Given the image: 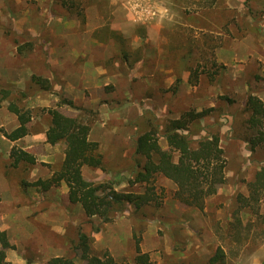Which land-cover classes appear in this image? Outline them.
I'll return each instance as SVG.
<instances>
[{
    "label": "rangeland",
    "instance_id": "1",
    "mask_svg": "<svg viewBox=\"0 0 264 264\" xmlns=\"http://www.w3.org/2000/svg\"><path fill=\"white\" fill-rule=\"evenodd\" d=\"M153 1L174 13L143 39L137 31L145 25L119 23V0H0V229L12 245L11 264H47L54 256L87 264L80 234L88 235L91 254L109 253L121 264H141L137 239L154 264H264V195L251 201L254 209L236 200L250 194L264 165V148L251 153L238 138L247 95L264 100V0H201L197 16L179 13L172 0ZM33 75L47 78L50 89ZM61 96L80 108L59 104ZM10 103L32 114L18 140L4 135L19 123ZM53 108L87 122L99 144L103 168L83 166L86 179L123 192L151 187L152 201L103 221L69 201L64 181L45 190L31 184L51 179L64 159L63 144L46 141ZM188 110L206 112L201 124L221 132L228 159L226 182L201 209L180 202L177 185L161 174L150 183L134 180L144 163L135 152L139 134L155 129L166 149V123ZM14 149L29 150L36 162L15 164ZM218 247L224 256L214 261Z\"/></svg>",
    "mask_w": 264,
    "mask_h": 264
},
{
    "label": "trees",
    "instance_id": "2",
    "mask_svg": "<svg viewBox=\"0 0 264 264\" xmlns=\"http://www.w3.org/2000/svg\"><path fill=\"white\" fill-rule=\"evenodd\" d=\"M209 1V0H205ZM67 5V0H62ZM211 2V1H210ZM204 7V6H203ZM197 16V15H194ZM141 28V27H140ZM113 38L118 42L124 41L120 31H112ZM137 34L145 39L149 34L147 28L142 26ZM122 60L128 62L129 55L120 48ZM191 53L186 55L188 58ZM140 58L139 60H141ZM192 72V68H190ZM197 78V77H196ZM32 79L45 89H50L47 78L33 75ZM190 77V81H191ZM196 84L197 79L192 80ZM59 104H66L73 108H80L74 100L61 96ZM9 109L16 114L18 126L4 135L10 140H18L29 133V123L32 114L29 109L10 103ZM247 117L241 124L245 127L243 136H238L245 142L247 149L254 153L264 148V100L255 95L248 94L245 100ZM51 122L46 131V141L50 144H63L64 159L61 168L55 171L48 181L38 179L34 181L42 189H48L64 181L68 187L67 197L72 203H79L83 211L89 216H99L103 221H111L122 213L129 205L140 208L152 201L151 187L144 193L118 191L112 186L95 183L85 178L82 167L87 165L94 168H103V156L99 151L97 141L89 138L90 125L77 116L64 115L53 108L49 110ZM205 111L188 110L180 117L170 119L164 129L163 136L168 148L164 149L159 143L157 131L148 129L135 140V152L144 159V163L135 175V181L150 183L156 175L161 174L171 179L176 185L175 197L187 206L203 208L206 199L214 195L218 188L226 182V168L228 159L221 145V132L207 131L201 124ZM241 127V126H240ZM193 128L197 131L193 132ZM206 130L198 138L193 134ZM236 130V127H234ZM17 151L15 164L21 160L33 164L36 157L29 150L14 149ZM250 194H238L236 200L238 207L255 208L251 201H258L264 195V165L255 172L254 179L249 182ZM88 235L80 234L77 248L81 250V258L87 264H121L113 256L106 253L104 256L91 254ZM0 264H11L7 260L6 249L12 245L5 230L0 229ZM136 262L141 264H154L150 261L148 253H142L136 241ZM224 251L218 247L214 261L222 259ZM47 264H78L74 258L66 256L51 257Z\"/></svg>",
    "mask_w": 264,
    "mask_h": 264
},
{
    "label": "crops",
    "instance_id": "3",
    "mask_svg": "<svg viewBox=\"0 0 264 264\" xmlns=\"http://www.w3.org/2000/svg\"><path fill=\"white\" fill-rule=\"evenodd\" d=\"M133 1L134 0H119L120 2L119 4L122 5L121 8H119V6H117V8L118 10L122 11L124 14L122 19L119 20V23L128 21L135 26L136 24H143L147 27V31L150 35L152 31L154 32L157 29H161L163 26H165L162 25V23H160L162 18H168V16L170 15V11L174 13V11L170 9L169 6H167L166 4L165 6H163L162 4L156 3L153 0L152 1L146 0V3L148 4L146 8L148 11H140L137 10L136 7L133 5ZM200 1L201 0H172V4L178 7L179 13L181 14L198 15L200 14L201 10L200 11L197 10L194 11V10L196 8L195 3ZM204 1L205 0H202V2ZM210 1H212L211 2L212 4L215 2V0H210ZM226 3L230 5L231 0H226ZM172 16L171 19L174 18V16L173 17ZM180 24H182V22ZM190 26L193 27L192 24H190ZM32 138H36V136L30 137V139Z\"/></svg>",
    "mask_w": 264,
    "mask_h": 264
},
{
    "label": "built area",
    "instance_id": "4",
    "mask_svg": "<svg viewBox=\"0 0 264 264\" xmlns=\"http://www.w3.org/2000/svg\"><path fill=\"white\" fill-rule=\"evenodd\" d=\"M133 5L136 7L137 10H140V11H148L147 10V3H146V0H134L133 1Z\"/></svg>",
    "mask_w": 264,
    "mask_h": 264
}]
</instances>
